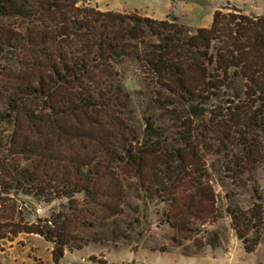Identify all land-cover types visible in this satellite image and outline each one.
<instances>
[{
    "label": "trees",
    "instance_id": "trees-1",
    "mask_svg": "<svg viewBox=\"0 0 264 264\" xmlns=\"http://www.w3.org/2000/svg\"><path fill=\"white\" fill-rule=\"evenodd\" d=\"M235 12L218 10L209 28L191 31L176 19L101 12L79 6L78 0H0V131L10 128L0 132V190L44 204L61 202L49 217H37L10 233L53 243L58 264L65 251L99 241L82 235L83 224L93 226L86 218L80 220L83 212L99 217L87 205L118 215V206L102 203V185L108 179L118 191L116 199L123 189L110 167L132 166L138 175L149 157L159 155L152 165L154 183L171 187L186 176L191 168L188 151L194 150L189 142L159 154L158 142L139 148L137 139L125 134L116 117L126 108L123 92L98 79V73L110 75L113 65L124 59L135 58L150 70L159 94L169 101L180 99L196 118L208 112L211 100L231 89L234 97L242 91L245 102L252 100L251 107L264 109V17L247 16L237 8ZM148 36L158 41L148 42ZM238 79L244 81L241 88L233 86ZM124 98L129 96L124 93ZM257 119L249 115L235 132L242 146L241 168L261 162V143L251 138L253 131L264 129ZM145 130H153L148 121ZM73 146L83 153L69 154L67 148ZM196 183L192 197L215 202L203 176ZM228 212L244 250L255 252L264 231V204ZM5 238L1 231L0 240Z\"/></svg>",
    "mask_w": 264,
    "mask_h": 264
},
{
    "label": "rangeland",
    "instance_id": "rangeland-1",
    "mask_svg": "<svg viewBox=\"0 0 264 264\" xmlns=\"http://www.w3.org/2000/svg\"><path fill=\"white\" fill-rule=\"evenodd\" d=\"M78 1L81 7L101 12H119L158 21L176 19L191 31L209 28L218 10L237 15V8L247 16L264 17V0ZM147 41L158 40L148 36ZM113 66L110 75L100 72L98 79L104 86L114 85L118 92H123L122 103L126 108L119 109L121 113L115 116L120 119L125 134L137 139V147L150 148L158 142L159 154H164L189 142L196 153L192 156L194 150L188 151L187 164L191 168L180 183L171 187L153 181V177L154 180L157 177L153 176L152 165L157 163L155 158L159 155L149 157L147 166L138 175L132 166L110 167L122 180L123 189L116 199L114 194L118 191L113 180L108 179L102 185V203L118 206V215L109 216L105 207L87 205V209L95 210L99 217L83 212L80 220L86 218L93 226L83 224L82 235L99 241L90 242L81 250L65 251L58 264H264V231L255 252L247 253L228 212V208L246 210L254 202L264 204V129L253 131L251 136L256 143H261L262 154L257 158L261 162L244 168L240 167L244 161L242 146L237 143L235 134L238 125L249 115L258 116L259 126L264 124V109H259L258 105L251 107L252 100L245 102L242 91L239 97H234L235 91L231 89L211 100L208 112L196 118L180 99L171 97L169 101L159 94L157 77L135 58L124 59V63ZM233 84L241 88L244 81L238 79ZM124 93L128 99L124 98ZM229 102L233 105H228ZM147 121L153 130H145ZM9 129L1 128L0 132ZM227 136L233 138L232 143L225 141ZM67 152L83 153L76 146L68 147ZM202 176L208 193L215 195V202H198L192 197L196 180ZM60 205V201L40 203L22 193L4 195L0 190V232L6 236L0 240V264H57L52 253L53 243L37 235L10 232L35 222L37 217H49ZM171 224L180 226V230Z\"/></svg>",
    "mask_w": 264,
    "mask_h": 264
},
{
    "label": "crops",
    "instance_id": "crops-1",
    "mask_svg": "<svg viewBox=\"0 0 264 264\" xmlns=\"http://www.w3.org/2000/svg\"><path fill=\"white\" fill-rule=\"evenodd\" d=\"M188 257H193V256H188Z\"/></svg>",
    "mask_w": 264,
    "mask_h": 264
}]
</instances>
